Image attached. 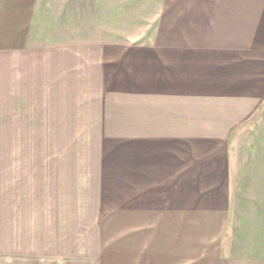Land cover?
Listing matches in <instances>:
<instances>
[{"label": "crops", "instance_id": "crops-1", "mask_svg": "<svg viewBox=\"0 0 264 264\" xmlns=\"http://www.w3.org/2000/svg\"><path fill=\"white\" fill-rule=\"evenodd\" d=\"M160 4L0 0V116L71 143L0 201L9 264H264V0Z\"/></svg>", "mask_w": 264, "mask_h": 264}, {"label": "rangeland", "instance_id": "rangeland-1", "mask_svg": "<svg viewBox=\"0 0 264 264\" xmlns=\"http://www.w3.org/2000/svg\"><path fill=\"white\" fill-rule=\"evenodd\" d=\"M170 0H161V4L153 7L151 13L167 11ZM199 5H197L198 7ZM133 38H131L132 40ZM24 122V119H17ZM16 119L10 116L9 109H3L0 116V193L2 203V230L7 232L9 195L18 194L28 187L25 162L30 158L66 156L71 150L68 140L63 142L64 134L41 132H16L24 129L21 123H14ZM15 124V125H14ZM78 134H76L77 136ZM66 137V134L65 136ZM63 137V138H64ZM22 163V164H19ZM11 170L16 171L12 173ZM3 233V232H2ZM3 244L6 245L3 247ZM1 264H9V242L7 237L2 238Z\"/></svg>", "mask_w": 264, "mask_h": 264}]
</instances>
